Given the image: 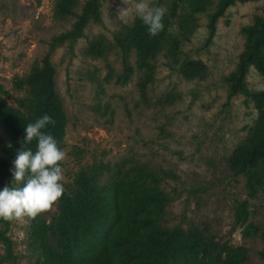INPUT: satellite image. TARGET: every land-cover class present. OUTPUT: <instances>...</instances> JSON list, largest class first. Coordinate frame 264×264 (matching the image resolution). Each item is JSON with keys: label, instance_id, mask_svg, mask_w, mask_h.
Segmentation results:
<instances>
[{"label": "rangeland", "instance_id": "374dc122", "mask_svg": "<svg viewBox=\"0 0 264 264\" xmlns=\"http://www.w3.org/2000/svg\"><path fill=\"white\" fill-rule=\"evenodd\" d=\"M61 1L0 0V187L22 186L12 175L14 161L37 141L24 143L17 119L37 120L41 99L28 80L49 55L65 117L64 192L80 201L87 176L98 190L88 199L101 207L98 232L83 235L78 254L105 235V212L122 202L128 208L130 193L158 190L166 200L145 209L155 217L152 225L211 238L226 247L223 256L242 249L243 264H264V182L251 195L250 175L229 163L238 146L254 143L261 111L252 95L229 97L227 80L246 48L245 29L264 14V0L230 5L210 42L209 16L219 0H150L168 11L165 36L148 59L145 92L139 83L148 69L138 48L119 42L140 19L134 11L122 18L123 0H102L100 20H90L82 37L54 45L86 2L75 0L72 12L62 14ZM245 81L250 93L264 92V74L254 65ZM61 203L35 219L0 222V264H53L47 250H60L58 223L68 219Z\"/></svg>", "mask_w": 264, "mask_h": 264}, {"label": "trees", "instance_id": "16d2710c", "mask_svg": "<svg viewBox=\"0 0 264 264\" xmlns=\"http://www.w3.org/2000/svg\"><path fill=\"white\" fill-rule=\"evenodd\" d=\"M238 1L249 0H219L216 10L209 16L208 42L216 34L219 17L230 5ZM74 2L75 0H62L59 4L61 13H71L70 6ZM101 2L102 0H86L82 13L72 29L57 36L53 44H61L67 40H77L82 37L90 20H100ZM163 24L164 30L156 36H151L147 26L139 19L135 26L127 31L125 39H119L123 47L133 45L138 48L140 63L148 69L139 83L142 92H145L151 76L148 59L156 55L159 43L166 33L165 17ZM245 32L248 34L246 48L240 56L235 71L227 77L230 84L229 97L239 93L252 95L261 111V117L254 132V143L238 146L229 159V163L233 170L250 175L249 189L251 195H254L264 182V92L250 93L245 77L251 65L264 74V14L253 25L248 26ZM94 47L95 45L92 46V51ZM128 76L125 74L124 80ZM54 77L55 68L47 55L43 60V66L34 69L28 82L37 97L41 99L37 120L45 114L55 120L54 126L49 124L43 131L51 134L61 148L60 140L65 127V117L62 101L55 88ZM17 121H20L18 127L25 132L29 121L24 117L18 118ZM36 146H32L33 152ZM82 183L86 188L87 196H81L80 201L76 202L65 192L60 198L62 211L68 219L58 223L60 250L51 247L47 250L53 264H243V261L247 259L242 249H237L234 253L228 251L223 256L226 247H220L211 238L152 225L155 217L148 215L145 209L152 204H163L166 200L165 195L158 190L142 193L139 196L130 193L132 199L128 208L125 209L122 202L119 204L121 206L116 207L114 211L105 212L107 214L104 218L109 222L105 235L93 244L95 245L93 248L78 254L75 248L76 245H81L80 241L86 240L83 235L86 232H89V236L98 232L100 221L97 222V219L101 211V207L96 205L97 201L91 200L98 190L94 188L87 176L82 178ZM0 190L3 189L0 187ZM89 196L91 199H88ZM115 197V201L120 203L119 193ZM245 212L242 208L238 215L244 216ZM0 222L7 225L8 221L0 220ZM2 237L10 252V239L4 234Z\"/></svg>", "mask_w": 264, "mask_h": 264}, {"label": "clouds", "instance_id": "9594fccd", "mask_svg": "<svg viewBox=\"0 0 264 264\" xmlns=\"http://www.w3.org/2000/svg\"><path fill=\"white\" fill-rule=\"evenodd\" d=\"M126 7L119 10L122 18L134 11L147 26L151 36L164 30L163 18L167 7L150 6V0H123ZM131 5V7H129ZM55 120L45 114L25 127V144L37 141L35 152L25 149L18 152L14 161V181L20 187H4L0 190V220L23 222L35 219L50 211L64 193V175L61 167L67 153L58 146L57 140L43 130Z\"/></svg>", "mask_w": 264, "mask_h": 264}]
</instances>
